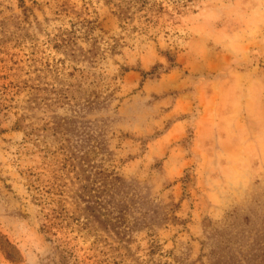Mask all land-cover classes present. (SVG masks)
Listing matches in <instances>:
<instances>
[{
	"label": "rangeland",
	"instance_id": "rangeland-1",
	"mask_svg": "<svg viewBox=\"0 0 264 264\" xmlns=\"http://www.w3.org/2000/svg\"><path fill=\"white\" fill-rule=\"evenodd\" d=\"M0 264H264V0H0Z\"/></svg>",
	"mask_w": 264,
	"mask_h": 264
},
{
	"label": "trees",
	"instance_id": "trees-1",
	"mask_svg": "<svg viewBox=\"0 0 264 264\" xmlns=\"http://www.w3.org/2000/svg\"><path fill=\"white\" fill-rule=\"evenodd\" d=\"M131 1H133V0H131Z\"/></svg>",
	"mask_w": 264,
	"mask_h": 264
}]
</instances>
